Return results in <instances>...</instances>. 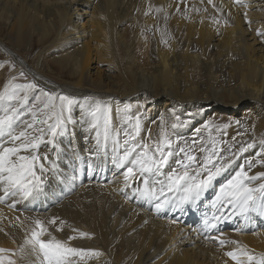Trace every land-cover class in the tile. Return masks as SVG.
Listing matches in <instances>:
<instances>
[{"label":"bare ground","instance_id":"1","mask_svg":"<svg viewBox=\"0 0 264 264\" xmlns=\"http://www.w3.org/2000/svg\"><path fill=\"white\" fill-rule=\"evenodd\" d=\"M0 23L7 26L10 36L9 46L0 41V51L14 70L45 91L76 102L73 110L65 112L71 122L54 138L55 147L46 142L53 139L48 134L40 146L41 155L49 157L43 161L42 188L26 200L12 197L0 203V248L9 247V243L16 246L9 258L17 264H41L37 253L25 245L34 221L73 216L87 201L96 202L105 215L108 237L86 232L72 222L42 237L54 236L70 247L100 254L72 257L73 264H140L143 252H135L128 262L122 260L124 245L134 242L130 248L137 250L148 240L159 238L171 250L182 249L177 261L168 264H192L206 254L204 248H220V253L237 248L238 258L243 252L264 256V214L241 215L230 205L219 210L213 207L220 186L241 167L256 176L264 173V161L257 170H253L254 159L247 155L238 154L240 158L224 162L226 171L199 199L181 202L182 193L173 191L160 200L138 197L128 202L125 189L131 182L126 183L123 176L127 167H118L112 157L118 149L123 156V133L134 117L126 102H131L135 113L141 105L146 107L150 117L141 120L139 132L152 136L169 131L174 137L185 135L191 140L199 132L202 115L197 114L219 115L224 108L237 116L242 111L264 120V0H0ZM120 27L135 30L136 37L142 32L148 37V46L123 39L130 35ZM36 31L42 49L30 64L20 53L32 49ZM116 44L123 52L113 50ZM51 54L62 71L69 69L76 77L73 85L62 84L43 72V60ZM110 56L123 81L103 71L104 65L111 69L106 61ZM142 57L146 59L141 63ZM1 79L2 74L0 83ZM97 100L107 109V136L103 116L93 127L88 114ZM2 105L0 116L8 107L7 103ZM18 111L23 128L22 121H30L31 115L27 110ZM36 127L47 129L39 123ZM132 141L150 148L155 145L149 138ZM0 145L8 146L7 139H0ZM85 156L92 163L88 164ZM106 158L119 174L111 173L103 181L98 174ZM243 160L251 163L250 170ZM171 165L169 162L164 173L171 171ZM154 177L148 180L152 189L158 180L166 179L164 175ZM260 183L264 179L254 182L257 186ZM140 187L145 189L143 183ZM165 199L158 213L150 212L152 205ZM214 214L220 216L216 226L205 227L204 221ZM227 254H211L209 262L236 264Z\"/></svg>","mask_w":264,"mask_h":264},{"label":"snow or ice","instance_id":"2","mask_svg":"<svg viewBox=\"0 0 264 264\" xmlns=\"http://www.w3.org/2000/svg\"><path fill=\"white\" fill-rule=\"evenodd\" d=\"M36 92L38 95L34 96L35 103L28 108L31 120L22 121L23 128L20 126L21 122H18L20 113L16 106L10 105L0 116V139L6 138L8 141V146L0 145V190L3 192V195L0 196V203L12 197L26 200L42 188V174L46 170L43 161L48 160L49 157L47 154L41 155L40 146L45 143V135L48 134L53 139L46 142L55 147L54 138L63 134L65 123L71 122V116L65 117V112L71 111V106L75 101L69 96L53 95L51 92L40 88L36 83L13 84L10 82L4 91L0 92V102L15 101L17 105H27L29 93ZM94 103L95 106L91 107L88 113L93 118L92 126L96 127L101 116H103L105 136H107L109 124L107 109L103 107L102 101L97 100ZM38 116L43 118L38 119ZM50 121L53 122L50 123ZM37 123L46 125L47 129L37 128ZM139 124V117H137V132L139 131ZM206 127L208 126L206 125ZM17 129L20 130L17 131ZM126 135L129 134L126 133ZM131 138L134 139L135 137L132 136ZM117 143H119L118 140ZM124 144L129 145V140L126 139ZM172 144L173 141L166 134L162 135L152 148L146 143L132 144L125 148L123 156L115 162L118 167H124L126 163L131 165L123 172L126 183L134 181L137 175L141 177H144L145 174L165 176L164 181H158L161 184L159 193L149 187L148 179H143L142 183L145 185V189L141 195H148L160 200L161 197L166 196V193L177 191L182 193L181 202L199 199L212 187L213 181L226 171L227 165L224 160L227 158L219 156L215 142L210 149L201 146L200 150L208 153L202 164L195 155L191 154L194 149L186 150V148L181 147L178 151L183 153L184 157L177 163L179 168L183 169L182 173L178 169L164 173L163 169L168 166L169 158L176 154L172 151ZM137 146L140 148L139 152H137ZM251 147H253L251 144L242 145L238 152L243 153ZM134 153L135 155H133ZM248 168L249 170L251 168L250 162ZM190 170H193L191 175L189 174ZM261 179H264V173L250 176L248 171L241 167L234 176L220 186L215 201H213V207L218 206L219 210L230 205L234 212L241 215L249 212L264 214V183H260L258 186L254 184L255 181ZM164 202H167L166 199L155 205L157 211L163 207ZM219 219L220 216L214 214L211 220L206 219L204 221V225L207 228H214L216 226L215 221ZM50 223L55 224V219L51 220ZM34 224L35 228L31 232V237L25 241V245L31 246L32 251L37 253L38 258H41V264H73L72 257L83 258L88 255H100L98 252H88L70 247L66 242L54 236L45 240L42 238L47 233L44 224L40 220H35ZM48 235L51 236L50 233ZM83 235L81 234V236ZM69 239H74V237ZM3 251L0 249V252ZM20 251L24 252L23 246ZM241 255L247 257V264H264V256L257 257L246 252L241 253ZM228 256L235 260L236 264H241L236 253L229 252ZM0 264L3 262L0 261ZM7 264H15V262L9 260Z\"/></svg>","mask_w":264,"mask_h":264},{"label":"rangeland","instance_id":"3","mask_svg":"<svg viewBox=\"0 0 264 264\" xmlns=\"http://www.w3.org/2000/svg\"><path fill=\"white\" fill-rule=\"evenodd\" d=\"M123 29H126V34L130 35L127 36L126 38L124 37L123 39H126V41H135L137 46L145 44V46H148L149 40L148 37H145L146 35L142 36V32L140 33L139 37H136L135 30L128 29L126 27H120ZM40 35L36 31V35L34 36L33 39V47L32 49H22L21 53L22 56L30 63L32 64L34 62V55L39 52L42 49V45L39 43ZM139 39H141V43L139 42ZM51 39L47 40L46 42L50 41ZM0 41H3L6 45H10V36L8 32V28L5 24L0 23ZM116 42V40H115ZM134 43V44H135ZM261 45L263 43L261 42ZM114 51H120L123 52L121 46H118L116 44L115 48L113 47ZM53 55H47L45 59L43 60V66L42 70L43 72L55 79L56 81L66 84V85H73L76 82V77L71 74V71L69 69H65L62 71L60 68L61 66L58 65L57 63H54L52 61ZM146 57H142L141 63L145 62L144 60ZM107 64L110 65V70L106 65L103 67V71L105 73H111L113 76L117 75V78H120L122 80V76H119L118 72L119 70L115 66V60L113 56H110L106 59ZM0 74H2V79L0 83V92H3L5 87L9 85V83L13 84H24V83H30L28 78L21 73H17L14 70V66L9 63L8 59L5 58L1 51H0ZM105 79V78H104ZM123 81V80H122ZM47 91V90H46ZM38 95V92L36 93H29V103L27 105H17L15 101H6V102H0V108L3 106L2 104H6L9 107L10 105L16 106L17 109L19 110H27L28 108L31 107L32 104L35 103L34 96ZM54 95V94H53ZM59 103V101H57ZM74 104L71 106V110L74 109ZM125 107L127 108L128 113L132 116V120H130L129 126L126 128L125 132L123 133V137L125 138L122 141V146L128 147L131 146L133 143L132 140H137V139H143V138H149L153 141L155 144L158 142L162 135L166 134L168 138H170L173 141L172 144V151L176 154H174L172 157L169 158V162H172V165L170 167V170L172 169H178L181 173L183 169L179 168L178 161L183 159L184 154L179 153L178 149L181 147L186 148V150L189 149H194V151L191 152V154L195 155L198 159L200 160V163H203L204 157L208 154L205 151H201L200 148L203 146L204 148L210 149L213 146V142H215V147L219 151V156L220 157H226V161L228 160H234L238 159L241 156L245 157V155L250 156V159H254V164H253V170H257L259 165L261 164V161H264V120L255 115L254 113H245L242 114L240 112V115H234L232 112H226V108H224V112H221L219 115H205V114H197V116L202 115V118L198 119V124L200 125L198 127L199 132L196 133L195 137L191 140H187V136L185 135H177V137H174L172 133L169 131H162L161 133H156L154 136H152V133L149 132H137L136 131V123L135 121L136 117H139V121L141 120L145 121L150 117L149 112L146 110V107L144 105H141L142 109L139 112H134L133 108L131 105V102H126ZM241 105V104H240ZM42 106V105H40ZM208 116H210L208 118ZM194 118V116L191 117V120ZM203 121L202 124H200V121ZM187 123V121H184V124ZM206 125L208 127H206ZM128 133L129 135H126ZM134 136L135 138L132 139L131 137ZM123 139V138H122ZM129 140V143L131 145H125L124 141ZM187 140V141H186ZM258 140V141H256ZM178 142V143H177ZM246 144H251L253 147L248 148L246 151L243 153H239L238 149L242 145ZM139 145V144H137ZM137 146V152L140 151V148ZM84 148V147H83ZM124 153V152H123ZM233 153H236V155H233ZM240 154L241 156H238ZM135 155V153L133 154ZM238 156V158H236ZM113 160H117L119 157H121L120 150H115L114 153L112 154ZM199 157V158H198ZM86 162L88 164L92 163V159L89 158V156H85ZM90 159V160H89ZM91 161V162H90ZM243 164L248 165L247 160L242 161ZM245 162V163H244ZM247 162V163H246ZM112 161L111 159L108 160V158L105 159V165L104 167L100 166V178L104 181L105 177H108L111 173L112 174H119V170H116L112 166ZM244 165V166H246ZM69 165L66 166V168ZM77 166V164H76ZM131 166L130 164H125L124 167H129ZM88 168V167H87ZM193 170H190L192 172ZM152 175L145 174L144 177H141L138 175V180L137 181H132L130 185L125 189V192L127 193L128 197L127 201L132 202L131 199H137L138 197H144L146 199H155L152 197H149L148 195H141V192L144 191L143 188L140 187V184L142 183L143 179H152ZM137 176L135 177V179ZM155 178V177H154ZM159 181V180H158ZM164 181V180H161ZM161 187L160 183H156L153 185V190L157 193H159V188ZM178 193V192H177ZM85 205L81 209L76 210V214L70 217L62 216V217H55L52 216L48 220H43L41 221L45 228L47 229V233L49 231H61L63 227L69 226L70 222L76 224L80 229H83L86 232H89L91 234H97L100 235L103 239L108 237V234L106 233V230L108 226H106V218L105 215L100 211L99 207L97 206L96 202L93 201H87L84 202ZM152 209V211H151ZM150 212L152 213H158L155 204L150 207ZM154 213V214H155ZM157 217H160L156 215ZM55 219L56 223L52 224L50 223L51 220ZM35 227V225H34ZM196 230L199 229V226H194ZM68 230L71 231L70 227H68ZM46 233V234H47ZM105 233V235H103ZM135 241V240H133ZM134 242L132 243H126L124 245V258L122 259L124 262H128L131 257L134 255L135 252H143L141 258H140V264H168L169 261L176 262L177 258L180 257L181 254V248H176L174 250H171L168 245L164 242L162 238L159 239H150L148 240L145 245L137 250L131 249L130 247L132 246ZM150 243V246L148 249L145 250L146 245ZM237 243V242H236ZM239 244V243H238ZM237 244V245H238ZM242 244H239L238 246H241ZM9 247L6 248H0L3 249V252H0V259L3 262V264H7L9 260H13V258H9V254L13 253L16 249V246L13 243L8 244ZM205 249V255H199L197 257V260L192 262V264H212V262H209V256L211 254L216 253L218 256L221 257V254H227L230 252L236 253L237 248H230L225 249L222 253H220V248L219 250H212L210 248H204ZM227 250V251H226ZM235 251V252H234ZM226 252V253H225ZM154 256L151 257L149 260H147L148 256L153 254ZM239 260L241 261V264H246L247 262V257L244 255H238ZM244 256V259H242ZM2 257V258H1ZM230 261L232 260L231 257ZM15 262V261H14ZM235 262V261H234ZM245 262V263H244ZM236 263V262H235ZM17 264V263H15ZM182 264V263H180Z\"/></svg>","mask_w":264,"mask_h":264}]
</instances>
